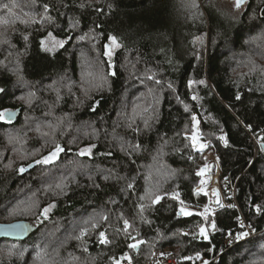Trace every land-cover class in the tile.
I'll return each mask as SVG.
<instances>
[{
    "label": "trees",
    "instance_id": "obj_1",
    "mask_svg": "<svg viewBox=\"0 0 264 264\" xmlns=\"http://www.w3.org/2000/svg\"><path fill=\"white\" fill-rule=\"evenodd\" d=\"M221 7L205 0L192 16L177 0H0V113L20 110L0 121V223L37 227L0 240V264H144L163 249L182 264H264V0ZM10 14L29 23L8 29ZM48 35L64 41L52 54ZM193 117L236 201L208 239Z\"/></svg>",
    "mask_w": 264,
    "mask_h": 264
},
{
    "label": "rangeland",
    "instance_id": "obj_2",
    "mask_svg": "<svg viewBox=\"0 0 264 264\" xmlns=\"http://www.w3.org/2000/svg\"><path fill=\"white\" fill-rule=\"evenodd\" d=\"M180 4H181V10H183V8H188L189 9V12L192 13V16H194V14L196 13V8H200L202 10V12L204 11V2L205 0H177ZM213 2H218L220 6H222L221 8L223 9H226L227 11H230V13H236L239 12V10L241 11H244L243 8H239L238 11H234V2L231 1V0H213ZM187 9V10H188ZM240 11V12H241ZM182 13V12H181ZM6 15H9V14H6ZM20 16V15H19ZM26 16L30 17L31 16V13H26ZM18 15H15V14H10V16H7L4 17V18H7L8 19V22L11 21V24L8 26V29H13L15 25H18V23L20 22L22 25H25V23H29V20H26L25 19H18L17 18ZM190 24L192 23H196V21H193L194 19L192 17H190ZM193 21V22H192ZM13 22L17 23V24H13ZM8 32H11V31H8ZM199 43H198V48L199 51L202 53H205V49L202 48V43H200L201 41L204 42V46L206 45L207 43V36L205 35V37H199L197 38ZM196 39V40H197ZM42 41H43V45H42ZM41 41V48L47 52V53H54L56 51H58L64 44V41L62 40H59L55 37H53L52 35H48L45 39H43ZM56 41H60V42H63L62 43V46L61 44H57L55 43ZM107 52H106V57L108 60H111L112 59V56L113 54L115 53V51H117L118 47L114 46L111 42V40L109 41V43L107 44ZM229 51V49H228ZM109 52L111 53L109 55ZM85 56V55H84ZM84 60H87V57H84ZM93 61V60H92ZM92 63V64H91ZM94 62H89V66L88 68H90L91 66L93 67L94 66ZM95 67V66H94ZM92 75V74H91ZM84 77L83 76H80L79 77V80L84 83ZM85 84V83H84ZM20 89H22L21 87H19ZM21 96V95H20ZM19 96V98H20ZM6 111H3L1 112L0 114V121H3L4 122V119H3V116L5 114ZM189 140H190V143H191V146L193 148L194 151H196L198 148H201L200 145H204V147L202 149H204L205 151H207L204 155V153H200L199 154L202 156V159H203V164L202 166L205 164V159L204 157H206V154L207 153H214V150L211 148V144H209L207 141L203 140V136H202V132L200 131L199 129V121L198 119L196 118V120L193 119V128H192V132L189 134V135H186ZM196 137V140L194 141L193 140V137ZM90 150V151H88ZM210 153V154H212ZM79 154L81 156H90L91 155V147H84L82 148L80 151H79ZM13 155V154H12ZM216 155V154H215ZM10 163V162H9ZM222 184V183H221ZM223 191V190H222ZM223 193V192H222ZM223 196H224V199H225V194L223 193ZM226 201V200H225ZM227 202V201H226ZM184 211H183V214L186 215L185 213H190V214H193V213H196L195 211L191 210V209H185L183 208ZM206 209V207H205ZM205 209L203 210V212H201L200 214L202 215L203 219L208 220L209 219V223L208 224H204L202 227L205 229V234L202 235L201 232H200V236L203 237L204 239H208V235L209 233L213 230V227H212V224H213V221L211 220L212 218L208 215V213H205ZM189 214V215H190ZM199 214V213H198ZM205 216L207 218H205ZM206 223V222H205ZM205 235L207 236V238H205ZM104 238V236H103ZM105 239V238H104ZM43 241V240H41ZM208 260H204V262L206 263Z\"/></svg>",
    "mask_w": 264,
    "mask_h": 264
},
{
    "label": "built area",
    "instance_id": "obj_3",
    "mask_svg": "<svg viewBox=\"0 0 264 264\" xmlns=\"http://www.w3.org/2000/svg\"><path fill=\"white\" fill-rule=\"evenodd\" d=\"M196 120V117H195ZM196 152L205 153L202 148H198ZM212 153V152H210ZM207 153L205 159V164L198 170L196 174L198 177V182L195 187V194L205 197L206 199V209L207 213L211 218H214L217 211L221 208L233 206L236 204L233 198L232 202H226L222 193L220 184V172L219 163L217 156L212 153ZM234 194V191H232ZM217 193V195H214ZM240 225L245 224L241 219ZM247 235L242 237V240H247L252 237V233L249 228H246ZM237 239L236 235L230 237L229 241H235ZM144 264H182L176 255L169 249L155 250L152 252L151 258L147 263Z\"/></svg>",
    "mask_w": 264,
    "mask_h": 264
},
{
    "label": "water",
    "instance_id": "obj_4",
    "mask_svg": "<svg viewBox=\"0 0 264 264\" xmlns=\"http://www.w3.org/2000/svg\"><path fill=\"white\" fill-rule=\"evenodd\" d=\"M231 1H233L235 4V0H231ZM247 1L248 0H245V2L241 5V7L244 6ZM19 113H20L19 109L6 111L3 116L4 122L8 124L13 123L17 119ZM59 148L62 149L60 146ZM56 150L57 148L51 151L47 156H45V159L51 157V154L53 152H56ZM63 152L64 150L62 149V151L58 152L55 157L49 160L50 161L57 160ZM36 229L37 227L28 221H17V222L7 223V224L0 223V240L22 242V241L27 240L31 235H33L36 232Z\"/></svg>",
    "mask_w": 264,
    "mask_h": 264
},
{
    "label": "snow or ice",
    "instance_id": "obj_5",
    "mask_svg": "<svg viewBox=\"0 0 264 264\" xmlns=\"http://www.w3.org/2000/svg\"><path fill=\"white\" fill-rule=\"evenodd\" d=\"M244 2H245V0H235V7H236V8H240L241 5H242ZM110 40H111V42H112V44H113L114 46L119 47V45H118L117 42H116V38H115V37H111ZM55 43H57V44H61V46H62V43H63V42L56 41ZM42 45H43V41H42ZM110 54H111V53L109 52V55H110ZM201 83H203V81H201ZM0 115H2V114H0ZM193 119L195 120V117H193ZM221 139H224V138L222 137ZM193 140H194V141L196 140V137H195V136L193 137ZM225 143H226V141H225ZM200 147L203 148L204 145H200ZM261 150H264V143L261 144ZM60 151H62V149H60L59 146H57V150H56V152H53V153L51 154V157L46 158V159L44 160V163H48V162H49V159L55 157V156L57 155V153L60 152ZM88 151H90V150H88ZM214 195H217V196H218L217 193H214ZM158 199H159V197H157V200H158ZM257 210L259 211V209H257ZM183 211H184V209L182 208V209H181V212H183ZM207 211H208V209H205V213H207ZM45 212H47V210H45ZM185 214H186V215H189L190 213H185ZM205 218H207V217L205 216ZM125 224H127V222H125ZM212 227L215 228V223L212 224ZM200 232H201L202 235H204V234H205V229H204L203 227H201ZM242 235L246 236L247 233H243ZM101 236H102L101 242H102V243H107L106 239L103 238V234H101ZM205 238H207L206 235H205ZM132 247H136V245H132Z\"/></svg>",
    "mask_w": 264,
    "mask_h": 264
}]
</instances>
